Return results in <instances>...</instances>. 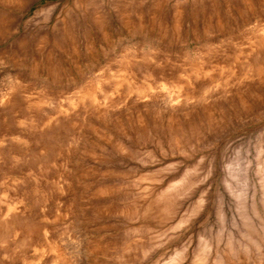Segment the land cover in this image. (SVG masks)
I'll return each mask as SVG.
<instances>
[{
  "label": "rangeland",
  "instance_id": "obj_1",
  "mask_svg": "<svg viewBox=\"0 0 264 264\" xmlns=\"http://www.w3.org/2000/svg\"><path fill=\"white\" fill-rule=\"evenodd\" d=\"M0 264H264V0H0Z\"/></svg>",
  "mask_w": 264,
  "mask_h": 264
}]
</instances>
